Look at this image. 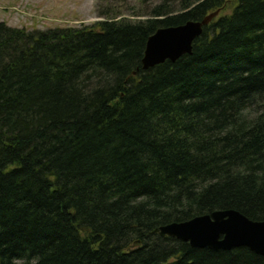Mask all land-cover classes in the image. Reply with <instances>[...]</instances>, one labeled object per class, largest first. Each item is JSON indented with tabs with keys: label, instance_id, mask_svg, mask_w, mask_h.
<instances>
[{
	"label": "trees",
	"instance_id": "obj_1",
	"mask_svg": "<svg viewBox=\"0 0 264 264\" xmlns=\"http://www.w3.org/2000/svg\"><path fill=\"white\" fill-rule=\"evenodd\" d=\"M97 1L91 25L0 23V264H264L154 232L264 220V0H162L136 21ZM218 10L191 54L143 69L158 29Z\"/></svg>",
	"mask_w": 264,
	"mask_h": 264
},
{
	"label": "water",
	"instance_id": "obj_2",
	"mask_svg": "<svg viewBox=\"0 0 264 264\" xmlns=\"http://www.w3.org/2000/svg\"><path fill=\"white\" fill-rule=\"evenodd\" d=\"M219 10L200 21H188L178 26L158 29L147 41L142 60L143 69H150L167 60L176 61L191 54L194 41L203 33ZM162 237H174L189 242L192 247L231 250L246 246L264 256V220H252L233 209L217 210L183 222H173L155 229ZM136 241L132 246L140 245Z\"/></svg>",
	"mask_w": 264,
	"mask_h": 264
},
{
	"label": "rangeland",
	"instance_id": "obj_3",
	"mask_svg": "<svg viewBox=\"0 0 264 264\" xmlns=\"http://www.w3.org/2000/svg\"><path fill=\"white\" fill-rule=\"evenodd\" d=\"M97 2V0H0V23L30 31L91 25L97 20L104 19L97 14ZM161 2L162 0H105L106 4L120 11L115 20L126 18L132 21L145 20L149 17L146 13L152 5Z\"/></svg>",
	"mask_w": 264,
	"mask_h": 264
}]
</instances>
